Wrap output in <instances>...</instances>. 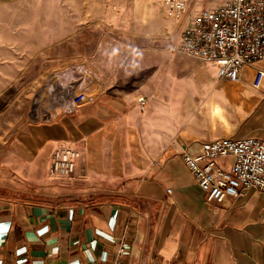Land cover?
Wrapping results in <instances>:
<instances>
[{
	"label": "crops",
	"instance_id": "0c3cea01",
	"mask_svg": "<svg viewBox=\"0 0 264 264\" xmlns=\"http://www.w3.org/2000/svg\"><path fill=\"white\" fill-rule=\"evenodd\" d=\"M205 65L215 81L189 95L205 96L213 114L193 118L179 136L178 117L172 120L177 139L166 149L136 146L135 95L108 87L93 104L23 130L4 164L26 184L51 180L54 151L70 145L82 154L78 186L95 189L51 195L0 178V264H264V193L209 203L182 159L207 141L264 140V85L253 87L264 61L238 83L220 81ZM184 95L172 100L173 113ZM123 241L128 252L119 258Z\"/></svg>",
	"mask_w": 264,
	"mask_h": 264
},
{
	"label": "rangeland",
	"instance_id": "374dc122",
	"mask_svg": "<svg viewBox=\"0 0 264 264\" xmlns=\"http://www.w3.org/2000/svg\"><path fill=\"white\" fill-rule=\"evenodd\" d=\"M155 4L0 0V178L6 186L51 195L95 189L78 186L77 175L29 185L4 163L23 130L70 113L86 101L75 105L78 98H96L103 87L133 94L136 103L146 98L144 111L135 104L134 130L136 146L149 152L171 147L172 131L178 128L179 136L193 118L213 114L205 96L189 95L215 81L208 66L171 54L178 35ZM181 93L187 95L173 113L172 100ZM177 117L176 128L171 121Z\"/></svg>",
	"mask_w": 264,
	"mask_h": 264
},
{
	"label": "built area",
	"instance_id": "2783aa9c",
	"mask_svg": "<svg viewBox=\"0 0 264 264\" xmlns=\"http://www.w3.org/2000/svg\"><path fill=\"white\" fill-rule=\"evenodd\" d=\"M155 5L162 21L173 25L178 35L171 52L214 65L220 81L238 83L245 69L264 61V0H156ZM263 85L264 70L257 69L253 87ZM85 99L86 104H93L96 98ZM137 104L144 111L146 99L139 98ZM81 159V152L73 146L57 148L48 177L74 176ZM182 159L209 203L223 205L253 189L264 193V140L207 141L199 153L184 150ZM128 245L121 243L119 258L127 254Z\"/></svg>",
	"mask_w": 264,
	"mask_h": 264
}]
</instances>
